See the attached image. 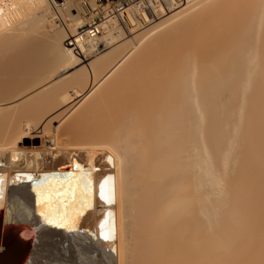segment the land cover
Instances as JSON below:
<instances>
[{"label": "bare ground", "instance_id": "1", "mask_svg": "<svg viewBox=\"0 0 264 264\" xmlns=\"http://www.w3.org/2000/svg\"><path fill=\"white\" fill-rule=\"evenodd\" d=\"M88 1L0 0V42L53 36L61 64L49 52L51 82L0 116V230L21 224L32 237L25 257L0 244V264H235L250 239L264 264V0H165L170 11L160 0ZM133 8L146 30L130 39ZM70 94L90 124L79 115L87 129H67L90 141L56 149L51 127L32 133L22 108L53 113ZM34 108L35 123L44 112Z\"/></svg>", "mask_w": 264, "mask_h": 264}, {"label": "rangeland", "instance_id": "2", "mask_svg": "<svg viewBox=\"0 0 264 264\" xmlns=\"http://www.w3.org/2000/svg\"><path fill=\"white\" fill-rule=\"evenodd\" d=\"M55 1V2H54ZM88 1V0H87ZM95 2H97V0H94ZM102 1V2H101ZM101 1H98L97 3H95V5L97 6L98 4L101 6V5H103L104 4V2H105V0H101ZM141 0H135L134 2H130L129 4H131L130 6H128V7H133V6H135L138 2H140ZM55 3V5L56 4H58V5H62V4H64V0H51V8H53L54 10H55V6H54V3ZM88 2H90V0L88 1ZM91 3L93 4V2L91 1ZM103 3V4H102ZM126 4V3H125ZM94 5V4H93ZM145 5H147V4H145ZM127 7V8H128ZM164 8H166V9H168V11H170L171 9H169V7H166L165 5L163 6ZM118 8V7H117ZM117 8L115 9V11L112 13V15L114 16L115 15V17H116V13H117ZM52 9V10H53ZM81 9V8H80ZM143 11H146L144 8H141ZM65 10V11H64ZM64 10H62V16L60 15V13H59V15L57 14V17H60V22L59 21H56V23L58 24V25H61L62 27H64L63 25H65L64 23H69L70 22V19L72 18L73 19V17H72V13L74 14L75 13V15H77V11H78V8H76V10H75V7H74V10H73V8L71 7L69 10H67V9H64ZM71 10V11H70ZM82 10V9H81ZM80 11V10H79ZM137 11V9H134L133 8V14H136L135 16H136V18L138 19V21H139V23L140 24H138V27H137V29H133L134 27H131V29H133V32L130 34V33H128V34H130V36L128 35V37L131 39L132 37H136V35L137 36H139V34L141 33V32H143V31H145L146 30V25L143 23V21H142V19H140L141 18V16H140V11H138V13L136 12ZM49 12V11H48ZM48 12H46V14L48 13ZM64 12V13H63ZM66 13V14H65ZM68 13V14H67ZM45 14V15H46ZM118 14V13H117ZM171 14H172V12H171ZM50 16L52 15V14H49ZM48 15V16H49ZM63 15L65 16V17H63ZM170 15V14H169ZM47 16V15H46ZM45 16V18L46 19H48V17H46ZM49 16V17H50ZM118 16V15H117ZM41 17V16H40ZM56 17V16H55ZM61 17H63L64 19L66 18L67 20L65 21L63 18V21H65V22H63L62 21V19H61ZM53 17L51 16V18L50 19H52ZM69 18V19H68ZM54 19V18H53ZM71 19V20H72ZM57 20H59L58 18H57ZM124 21V20H123ZM62 23V24H61ZM71 23V22H70ZM69 23V24H70ZM49 24H51V23H45V26H48ZM124 22H123V24L121 23V27H123L124 28ZM143 26H145V27H143ZM89 27H86L85 29H88ZM59 29V28H58ZM123 31H124V33H126L127 31H126V29L124 28L123 29ZM138 32V33H137ZM137 33V34H136ZM17 34V33H16ZM34 34H36L35 35V37H34ZM34 34H31L28 38L29 39H27V35L26 36H24L23 37V39H22V36H21V38H20V36L17 38V36H16V38L15 37H5L3 40H2V42H0L1 44H0V65L1 66H4V68H7L8 69V71H9V69H11L10 70V72L11 73H9V72H6L7 70H4L3 72H1V74H0V76L3 78H1L0 77V107L2 106H4L5 107V110L4 111H2V112H4V113H0V116L1 115H5V118H6V116L8 117V116H10L9 114V109H7V112L9 113V114H7V112H6V114H5V111H6V107H8V105H10L14 100H16L17 99V101H19L18 100V97H20L21 95L22 96H24L23 98H26V99H29V98H27V97H30L29 95L31 94V95H33V94H38V92L39 91H41V87H43L44 86V84L46 83V79H48V81H47V83H46V85L49 83V81L51 80V78L53 79V77H51V75L52 74H50V73H52V72H54L56 69V67L54 66V65H56V66H61V64L60 65H58V64H56L57 63V58H55L56 59V62H55V59H54V57H56V56H53V55H51V54H53L54 53V55H55V52L57 53V51L56 50H58V47H56L55 46V44H57V42L54 40V41H52L53 39H52V35L50 34V36H52L51 37V39L50 38H48V37H45L46 35H43L42 36V34L40 35V34H38L37 35V33H34ZM21 35V34H20ZM143 35V34H142ZM142 35H140V37L142 36ZM38 36V37H37ZM49 36V37H50ZM37 37V38H36ZM139 37V38H140ZM39 38H40V41L42 40V42H40L41 44H43L42 46L44 47H42V46H39L40 45V43H38L37 41H39ZM19 39V40H18ZM34 39H36V41L34 40ZM50 39V40H49ZM137 39V38H136ZM135 39V40H136ZM141 39H143L142 37H141ZM44 40V41H43ZM47 41V43H46V41ZM49 40V41H48ZM126 40H128V39H126ZM53 43H52V42ZM125 41V40H124ZM138 41V40H137ZM139 41H140V39H139ZM138 41V42H139ZM34 42V43H33ZM36 42V43H35ZM45 42V43H44ZM56 42V43H55ZM137 42V43H138ZM33 43V44H32ZM55 43V44H54ZM4 44V45H3ZM23 44V45H22ZM30 44V45H29ZM35 44H37V46H39V51H38V49H37V47H36V45ZM48 44V45H47ZM52 44V45H51ZM68 44V42H66V40L64 41V45L66 46ZM22 45V46H21ZM27 45H29L28 46V48H29V51H28V48H27ZM34 47H33V46ZM45 45H46V47H45ZM51 45V46H50ZM31 46V47H30ZM50 46V47H49ZM12 47V48H11ZM52 47V48H51ZM67 47V46H66ZM24 48V49H23ZM36 48V49H35ZM50 50H54L55 49V52H52V51H49V49ZM68 48V47H67ZM27 49V50H26ZM30 49L33 51L34 49L36 50L35 52H36V55H35V52L33 53L32 51H30ZM43 49V50H42ZM23 50H25V51H23ZM47 50V51H46ZM10 51V52H9ZM22 51V52H21ZM28 51V52H27ZM25 52V53H24ZM31 52H32V54H31ZM39 52V53H38ZM42 52H44L45 54H41ZM47 52V53H46ZM49 52H52V53H49ZM7 53V54H6ZM22 53V54H21ZM23 53L26 55H23ZM48 53H49V55H51V57L53 56V60H54V67L52 66V64H51V62H53V60H51L52 58L48 55ZM34 55L33 56V58H34V60H33V58H30L31 60H33L34 61V63L36 64H33V62L31 61V60H29L28 58H24V57H32V56H29V55ZM40 54V55H39ZM47 54V55H46ZM58 54V53H57ZM13 55V56H12ZM24 56V57H23ZM58 56H59V54H58ZM2 58V59H1ZM36 58V59H35ZM41 58H43V59H41ZM51 58V59H50ZM23 59H27V61L29 60V61H31L30 63H29V61H28V64L26 63L25 65H24V63L26 62L25 60H24V63H23ZM49 61H48V60ZM47 60V61H46ZM90 61H92V59L90 60ZM2 62V63H1ZM46 62V63H45ZM48 62V63H47ZM9 63H11V64H9ZM32 63V64H31ZM43 63V65H41ZM88 63H90V62H85L84 63V65H82L81 67H78V68H76V70H73V72L74 71H78L80 68H82L83 66H85V65H87ZM23 64V65H22ZM45 65V66H44ZM0 66V67H1ZM7 66V67H6ZM22 66H25L24 68L22 67ZM27 66V67H26ZM30 67V69H28L29 67ZM34 66V67H33ZM42 66H44V67H42ZM8 67H10V68H8ZM33 67V68H32ZM37 68V69H36ZM42 68V69H41ZM57 68H59V67H57ZM28 69V70H27ZM46 69V70H45ZM51 69H52V71H51ZM54 70V71H53ZM31 71V72H30ZM35 71V72H34ZM37 71H39V72H37ZM42 71H43V73H42ZM4 72H6L5 74H3ZM15 72V73H14ZM34 72V73H33ZM37 72V73H36ZM50 72V73H49ZM9 73V74H8ZM38 75H36V74ZM47 73V74H46ZM39 74H40V76H39ZM41 74H44V75H41ZM36 77H35V76ZM27 76H29V77H27ZM30 76H31V78H30ZM46 76V77H45ZM51 78H50V77ZM28 79H27V78ZM34 77V78H33ZM33 78V79H32ZM45 78V79H44ZM30 79V80H29ZM34 79H37V81H35ZM44 79V80H43ZM19 80V81H18ZM17 81V82H16ZM42 81H44V82H42ZM29 82V83H28ZM31 82H32V85H31ZM35 82V83H34ZM51 82V81H50ZM38 83V84H37ZM35 84V85H34ZM40 84H43L42 86L40 85ZM83 84H85V82H83ZM82 84V85H83ZM23 86V87H22ZM41 86V87H40ZM84 87H85V89H87L88 87H86V84L85 85H83ZM82 86V88H84ZM32 88V89H31ZM33 88H34V90H33ZM18 89V90H17ZM28 89H30L29 90V92H28ZM37 90V92H36V90ZM39 89V90H38ZM2 90V91H1ZM10 92H9V91ZM84 90V89H83ZM25 91H27V93L25 92ZM88 91V89L86 90V92ZM8 92V93H7ZM23 92V93H22ZM35 92V93H34ZM20 93V94H19ZM33 93V94H32ZM40 93V92H39ZM24 94V95H23ZM12 95V96H11ZM19 95V96H18ZM71 95V97L73 98V100H72V102L70 103V104H68V105H63V107H61L62 105H59V103H58V101H56V103L59 105L58 106V109H57V104H55V103H53L51 106H53V108L52 109H54L55 108V110H53V113L51 112L52 110H51V108L49 109V110H47V113L49 114H45V111H46V109H47V107H46V109H44L45 107H42V108H40L41 110H43L42 112H39L38 111V114L37 115H39V117H40V114H43V112H44V114H45V116H44V114L42 115V118L40 117V118H38V116H37V118L36 119H34V121H35V123H36V125L35 126H38V127H34V122H33V118H35V116H34V114L32 113V114H30L31 113V111H32V109L34 108H32V109H30L32 106H30V105H28V107H27V105H26V107H27V109L26 108H22V109H24L25 111H28V113L26 112L25 113V111L24 110H22L20 107V109L22 110V114H24V116H25V118H26V115L28 116V115H30V116H28L29 117V119H28V117H27V119H25L24 121H30L31 119V121H30V123L32 122V129H33V131H32V133H34L35 132V134H38L40 131L42 132L43 131V128L45 127L46 128V126H47V128H46V130H51L52 129V131H54L53 133H54V138H55V142H54V148H56V149H62V148H67V146L69 147L70 145L72 146V145H75V144H80V143H85V142H89L90 141V139H84V138H80L79 137V134H78V132H76V131H73V130H69V129H67V125L69 124V123H71L73 120H77L78 121V118H81L82 117V115L84 114H79V113H81L82 112V110L84 109V107H83V105L84 104H81L82 102H83V99L81 98V97H77V95H75V94H70ZM25 96H27V97H25ZM12 99V100H11ZM19 99H21V98H19ZM25 99V100H26ZM39 99H41V98H39ZM30 100H31V98H30ZM29 100V101H30ZM42 100H43V98H42ZM42 100H40L41 101V103H43L42 102ZM4 101V102H3ZM17 101H15V102H17ZM32 101V100H31ZM82 101V102H81ZM11 102V103H10ZM27 102H28V100H27ZM78 102V103H77ZM10 103V104H9ZM14 103V102H13ZM25 103V102H24ZM33 103V102H32ZM40 103V104H41ZM3 104V105H2ZM26 104H28V103H26ZM37 104H38V102H37ZM55 104V105H54ZM7 105V106H6ZM22 105V104H21ZM70 105V106H69ZM72 105H75V106H72ZM81 105V106H80ZM34 106H38V105H34ZM48 107H50V105H47ZM54 106H56V107H54ZM1 107V108H2ZM4 107H3V109H4ZM41 107V106H40ZM61 107V108H60ZM74 107V108H73ZM79 107H80V110H78L79 112H77L76 114H73V115H71V113L70 112H74L73 110H77V108L79 109ZM81 107H82V109H81ZM18 108V109H19ZM68 108H70V109H68ZM18 109H16L17 110V112H18ZM19 109V111H21ZM34 109H38V110H40L39 108H34ZM10 110H12V108L10 109ZM14 111H15V113H12L11 112V114H13V116H14V114H16L17 115V113H16V110L15 109H13ZM40 110V111H41ZM51 110V111H50ZM66 110H68L67 112H65ZM72 110V111H71ZM35 111V110H34ZM37 111V110H36ZM35 111V112H36ZM51 113H50V112ZM55 111V112H54ZM81 111V112H80ZM62 113V114H61ZM65 113V114H64ZM26 114V115H25ZM59 114V115H58ZM64 114V115H63ZM68 114V115H67ZM15 115V116H16ZM33 115V116H32ZM61 115V116H60ZM69 115H71L70 116V118H69ZM81 117H80V116ZM12 116V115H11ZM12 116V117H13ZM14 116V118H16ZM17 116H19V117H22V116H20V115H17ZM46 116H48V117H46ZM54 116H56L55 118H54ZM63 116V117H62ZM79 116V117H78ZM84 116L86 117V115H83V118H84ZM31 117H33V118H31ZM46 119H45V118ZM67 118L68 120L66 121V122H64L63 121V118ZM76 117V118H75ZM78 117V118H77ZM2 118L4 119V117L2 116ZM23 118V117H22ZM51 118H53L52 120H51ZM61 118V119H60ZM3 119H1V120H3ZM0 120V121H1ZM36 120L38 121V120H40V121H38V122H36ZM65 120V119H64ZM81 120H82V118H81ZM81 120H79V121H81ZM51 121H53V122H51ZM59 121V122H58ZM61 121V122H60ZM76 121V127L78 126V128L80 127L81 128V126H79L82 122H77ZM83 122L84 121H86L87 122V120H85V118H84V120H82ZM88 121H89V119H88ZM50 124V125H48V123ZM51 122V123H50ZM58 122V123H57ZM62 122H64V123H62ZM45 123V124H44ZM47 123V124H46ZM59 123L60 124H62L61 126L59 125ZM78 123H80V124H78ZM85 123V122H84ZM38 124V125H37ZM83 124V123H82ZM87 125L88 124H90V122H87L86 123ZM13 126H14V123L12 124ZM12 125H10L9 127H8V131H7V135L10 137L11 136V138H14V139H12L11 140V138H7V139H9L10 140V142L9 143H13V141H15L16 139L15 138H18V137H16V136H18V133L17 132H15L16 130H17V128H15V126L13 127L14 129H15V131H13L12 130ZM46 125V126H45ZM53 125V126H52ZM43 127V128H42ZM48 127H51V129L49 128L48 129ZM57 127V128H56ZM59 127V128H58ZM88 127V126H87ZM87 127H86V125L84 126V124H83V127L81 128V130H80V132L82 131H85L86 129H87ZM9 128H11L10 129V131L12 130L13 131V133L11 134V132L9 133ZM20 128L21 127H19L18 129L20 130ZM38 128V129H37ZM23 129V128H22ZM37 129V130H36ZM58 129V130H57ZM46 130H44V131H46ZM57 130V131H56ZM18 131V130H17ZM21 131V130H20ZM19 131V132H20ZM23 131V130H22ZM57 132V133H56ZM22 133V132H21ZM21 133H19V134H21ZM17 134V135H16ZM14 135V136H13ZM49 135V134H48ZM7 136V137H8ZM57 136V137H56ZM49 137V136H48ZM45 139L43 140L44 142H46V140L48 139L47 137H44ZM83 139V140H82ZM8 143V140H7V142L5 141V142H3V143H1V145H8L7 144ZM18 145H20V144H18ZM57 145V146H56ZM9 147V146H8ZM26 147H28V146H26ZM58 147V148H57ZM60 147H62V148H60ZM258 228V226H256V229ZM250 242H249V246H250V248L247 250V252H245L244 254H243V256L240 258V259H237L236 261H235V264H256V260H258V258H257V256H256V254L258 253V251H257V253H256V250H255V245H254V243H253V241L250 239L249 240ZM248 242V241H247ZM259 262H261V261H259ZM259 262H257V264H260Z\"/></svg>", "mask_w": 264, "mask_h": 264}, {"label": "water", "instance_id": "3", "mask_svg": "<svg viewBox=\"0 0 264 264\" xmlns=\"http://www.w3.org/2000/svg\"><path fill=\"white\" fill-rule=\"evenodd\" d=\"M34 144L40 145L41 141L36 139ZM2 229V232L0 230V244L4 249L11 251L10 256L13 258L25 257L29 252L32 240L31 233L27 228L21 224L5 223Z\"/></svg>", "mask_w": 264, "mask_h": 264}, {"label": "built area", "instance_id": "4", "mask_svg": "<svg viewBox=\"0 0 264 264\" xmlns=\"http://www.w3.org/2000/svg\"><path fill=\"white\" fill-rule=\"evenodd\" d=\"M155 1H159V0H155ZM162 1L163 6L165 5L166 7H168V5L165 4V0H160ZM179 4H176L175 6H179L184 4L185 2L189 1V0H176ZM96 25H93L92 27L89 28L90 31H94ZM92 34H95V32H92Z\"/></svg>", "mask_w": 264, "mask_h": 264}]
</instances>
